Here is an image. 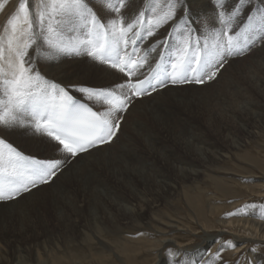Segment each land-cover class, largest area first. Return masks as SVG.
<instances>
[{
  "label": "bare ground",
  "instance_id": "bare-ground-1",
  "mask_svg": "<svg viewBox=\"0 0 264 264\" xmlns=\"http://www.w3.org/2000/svg\"><path fill=\"white\" fill-rule=\"evenodd\" d=\"M18 2L4 0L0 32ZM91 3L98 15L105 16L99 0ZM143 3L132 0L128 12L140 10ZM212 12L211 0H191L193 19L206 16L211 24ZM173 23L159 28L145 46L165 39ZM262 42L250 54L232 59L215 81L201 86L210 87L212 94L188 85L167 87L137 100L113 142L76 158L51 183L31 195L0 203V264H220L211 257L222 235L229 233L235 247L224 246L227 249L222 257L228 264L229 258L244 251L249 242L264 244V213L259 208L228 219L225 213L233 210L224 212L226 209L216 205L217 198L209 203L204 200L209 198L204 194L209 187L206 177L215 181L222 194L231 193L225 187L227 175L213 177L211 173L221 174L218 169L225 170L220 164L228 154L263 136ZM37 67L48 79L61 84L108 86L121 78L114 71L105 73L87 57L39 61ZM177 106L192 118L199 112L205 114L208 128H215L221 136L228 133L222 137L224 143L211 142L206 129L190 122L186 113L174 111ZM0 135L29 155H54L45 140L23 130L0 128ZM176 196L183 197L187 211L192 212L188 216L197 226L182 224L181 218H168L161 212V207L172 205ZM153 223L163 227L152 229ZM189 232L202 237L192 248ZM256 253L250 254L252 264H260Z\"/></svg>",
  "mask_w": 264,
  "mask_h": 264
},
{
  "label": "snow or ice",
  "instance_id": "snow-or-ice-1",
  "mask_svg": "<svg viewBox=\"0 0 264 264\" xmlns=\"http://www.w3.org/2000/svg\"><path fill=\"white\" fill-rule=\"evenodd\" d=\"M211 2L209 24L206 16L193 19L191 0H144L132 12V0H99L103 17L91 0H19L0 32V128L45 140L54 155L25 154L0 135V202L48 184L76 158L113 142L137 99L168 84L212 81L230 58L264 41V0ZM170 21L165 39L143 46ZM76 57L121 74L119 82L61 84L37 67L39 61ZM257 207L264 210L251 203L227 215ZM224 250L222 245L211 259L225 264Z\"/></svg>",
  "mask_w": 264,
  "mask_h": 264
},
{
  "label": "rangeland",
  "instance_id": "rangeland-1",
  "mask_svg": "<svg viewBox=\"0 0 264 264\" xmlns=\"http://www.w3.org/2000/svg\"><path fill=\"white\" fill-rule=\"evenodd\" d=\"M200 88H201L200 91L202 92H210V94L213 93V90L210 87H200ZM174 111H176L177 113H180V112H182L183 114L186 113L184 112V108H181V106L175 107ZM185 115L190 116L189 118L190 122L197 123L198 125L203 127V129H206L207 137L210 138L211 142L215 141V143L217 142V144L224 143V140L222 139V137H224V135L228 133H224V135L221 136L219 132L215 131V128L213 130L211 128H208L206 126V115L205 114L200 113V112L198 114H193L194 118L191 117L192 116L191 114L186 113ZM262 134L263 136L258 137V139L256 138L254 140H248V142L243 143L244 145H242L241 148L228 154L226 157L227 159H225L224 162L220 164L225 167V170L221 168L218 169L221 172V174L211 173V176L213 177L222 176V174L225 173L228 179L225 183V187L230 189L231 193L226 191L225 195L222 194V192L214 184L215 181L213 180L210 181L209 177L205 178L204 180L205 184H208L209 186L207 188L206 193H204V194L208 193L209 195V198L205 196L204 200H207L206 203L207 202L209 203V199L213 200L214 198H217L216 205L222 206L223 209H226L224 212L230 209L234 211L235 208L238 209L242 205H245V204H251V203H255L257 205L264 204V133ZM181 151L183 152V150H180V152ZM188 151L189 153H191V150H188ZM181 154L184 155V153H181ZM169 170L172 173L173 170L171 168H169ZM226 173H232V174H226ZM198 188H200L199 190L203 189L202 186ZM31 194L32 192L30 193V195ZM47 202H49L48 199H47ZM236 203H237V206L235 205ZM172 205L161 207V212L166 213L165 215L166 217L168 216V218H181L182 224L183 223L187 224L189 222L190 224L192 225L194 224L195 226H197V224H195V220H191L190 219L191 217L188 216V214L191 215L192 212L189 209L187 211V205L184 202L182 196L180 198L179 196H176V199L172 202ZM223 209H220L221 212H223ZM259 209L263 211L264 213V210H262L261 208ZM227 213L229 212H226L224 217L228 219L236 216V215L228 216ZM213 223H216V222H213ZM150 226L152 229L153 228L161 229V227H163V225L160 223H153V225H150ZM182 226L185 228H188V226H184V225ZM201 230L202 229H200V231ZM237 231L240 232V228H238ZM194 232L195 231H193L192 233ZM183 233L181 234L180 232V235L186 236V232H183ZM190 233L191 232L187 234L188 237L191 238L188 241V243H191L189 244V246L191 245V248H192L193 246H196L198 245L199 242H201L200 240L202 239V237L200 234L190 235ZM222 236L223 237L220 238V241L216 245L217 246L216 249H219L222 245L226 246L227 245L226 242L231 241V234L225 233ZM208 248L209 246L206 247V250L210 249ZM253 248L258 249L256 251L257 252L256 254L259 256L258 263L264 264V244L259 245V244H256L255 242H249L244 251H242L241 253H236L235 255L230 257L229 259L231 261L228 262V264H248V262L250 261V254L252 253L251 249ZM226 249L227 248H225V250Z\"/></svg>",
  "mask_w": 264,
  "mask_h": 264
}]
</instances>
